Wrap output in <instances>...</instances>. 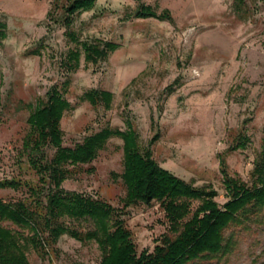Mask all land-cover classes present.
<instances>
[{
	"label": "rangeland",
	"instance_id": "rangeland-1",
	"mask_svg": "<svg viewBox=\"0 0 264 264\" xmlns=\"http://www.w3.org/2000/svg\"><path fill=\"white\" fill-rule=\"evenodd\" d=\"M68 1L0 0V22L6 26L0 47V181L20 184L0 190V201L22 202L45 215L50 186L30 167L23 142L28 117L52 89L70 104L60 122L65 148L104 128L124 132L129 123L142 152L149 149L158 166L178 179L212 187L220 207L227 202L222 168L250 186L264 142V0H245L242 13L233 0H96L67 28ZM141 6L157 14L167 10L172 21L135 18ZM67 30L81 42L99 40L117 48L97 65H86L81 56L79 69L70 71L67 55L79 48ZM90 90L110 92V109L84 101ZM240 138L248 139L242 150L235 149ZM122 146L112 137L92 163L66 166L61 188L117 210L136 254L151 253L171 235L169 223L157 202L125 207ZM42 152L49 161L55 150L46 146ZM198 206L191 202L186 221ZM59 222L81 233L93 230L83 220ZM0 225L28 235L10 223ZM228 236L229 253L192 264H264V210ZM26 256L29 264H99L102 252L93 241L64 235L42 250L28 248Z\"/></svg>",
	"mask_w": 264,
	"mask_h": 264
},
{
	"label": "trees",
	"instance_id": "trees-1",
	"mask_svg": "<svg viewBox=\"0 0 264 264\" xmlns=\"http://www.w3.org/2000/svg\"><path fill=\"white\" fill-rule=\"evenodd\" d=\"M95 1L69 0L63 7L65 26H71L74 15L92 9ZM233 1L234 10L242 13L245 0ZM134 17L172 21L167 10L157 14L151 8L142 6ZM5 29V24L0 22V47L6 37ZM66 36L79 48L69 51L67 55L65 64L70 71L79 69L81 56L86 65H97L117 48L115 44L99 40L81 42L70 30L66 31ZM46 96L47 100L37 104L28 117L29 133L23 142V149L31 155L30 167L40 175L42 182L46 178L50 186L45 215L36 214L22 202L11 204L0 201V223L7 222L18 230L28 232L25 237L0 225V264H29L26 256L28 248L42 250L64 235L80 243L95 242L102 252L99 264H192L229 253L233 243L230 236L226 237V232L233 227L244 226L263 212L264 142L253 162L250 186L229 176L222 168L227 202L220 207L215 201L217 192L212 187H194L161 169L149 149L142 152L138 136L129 123L124 132L104 128L74 148L63 147L60 122L70 109V104L56 89L50 90ZM82 99L92 106L103 105L109 110L113 95L106 91L90 90ZM112 137L120 138L123 144L125 207L157 202L169 223L171 235H164L151 253L136 254L131 234L123 227L117 210L99 200L67 193L61 188L67 177L65 167L92 163ZM247 143L248 139L240 138L235 149H245ZM46 146L55 150L49 161L45 160L42 152ZM19 186L13 180L0 181V190H17ZM30 191L34 195L37 192L32 188ZM192 201L199 202V206L186 221L191 213ZM63 218L91 222L93 230L85 233L72 230L59 222ZM45 233L48 234L47 238H43Z\"/></svg>",
	"mask_w": 264,
	"mask_h": 264
}]
</instances>
